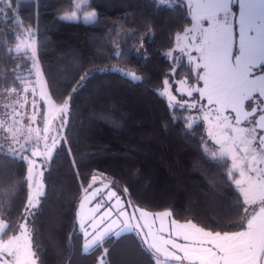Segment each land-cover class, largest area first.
Segmentation results:
<instances>
[{
  "label": "trees",
  "instance_id": "obj_1",
  "mask_svg": "<svg viewBox=\"0 0 264 264\" xmlns=\"http://www.w3.org/2000/svg\"><path fill=\"white\" fill-rule=\"evenodd\" d=\"M10 1L18 20L0 21V86L18 89L28 77L27 54L15 50L17 29L35 28L48 93L57 104L68 100V120L46 162L43 195L26 216L28 163L0 149L2 239L25 220L42 264H97L104 248L106 264H156L135 229L82 250L76 207L94 174L136 209L168 210L177 221L215 232L245 227V203L229 159L214 154L201 120L187 125L189 110L161 93L165 80L174 86L194 76L184 56L167 55L177 34L192 24L185 0H94L86 8L98 16L88 22L60 19L73 0ZM92 69L104 71L81 83Z\"/></svg>",
  "mask_w": 264,
  "mask_h": 264
},
{
  "label": "snow or ice",
  "instance_id": "obj_2",
  "mask_svg": "<svg viewBox=\"0 0 264 264\" xmlns=\"http://www.w3.org/2000/svg\"><path fill=\"white\" fill-rule=\"evenodd\" d=\"M5 0H0V3H4ZM94 0H76L74 7L76 11H72L70 14H64L60 17L63 20H77L80 18L79 10L84 7L91 6ZM238 3L239 11L238 13L233 11L232 5ZM189 6L193 24L191 27L184 28L182 34L184 39L188 41L184 44L183 47L179 49H174L173 51L183 52L188 63L192 66V71L194 73L193 77L185 78L179 81L180 85H183L182 88H177L176 91L180 96H187L189 99L185 100L181 106H187L191 109H197L203 113V119L209 121H215L214 129L218 130L209 131V136L213 137L216 140L217 144H221L222 148L226 151L235 153L236 146L246 145L248 148H251L253 142L257 140L255 133L257 128L264 130V116L259 117V121L252 127H242L244 121H248L249 117L257 112V109L253 107L250 111L246 108L245 104L242 105L244 115L236 118L230 115H225V111H230L232 113L236 112L234 104L230 102V98L227 93L223 92L220 86V77L222 74H227L233 67L231 58L236 57V52H233V40L235 37H239L241 41L240 48V59L243 57V40L248 35L246 22L248 20L249 10H254L257 5L264 7V0H187ZM3 9H0V12H3ZM98 16L96 11L84 12L83 20L85 22L94 20ZM204 21H207L205 26ZM238 30V35H237ZM177 34V39H179ZM259 35V33H258ZM34 36L29 30V37ZM256 39V37H252ZM28 45L24 49L25 53H28ZM141 49H143V42H141ZM173 51L167 53L169 57H173ZM193 52L196 54L193 55ZM27 59L31 63V68L34 71V74L37 76V81H34L33 84L39 82V76L41 75L40 70L37 66V57L35 50H31L30 55H27ZM262 65V64H261ZM104 71L103 69H92L89 72L85 73L84 76L80 78L82 83L93 72ZM175 68L172 69L174 73ZM246 75V74H245ZM132 79H140L135 73L131 74ZM194 79L196 83H190L189 81ZM259 80L264 81V75L258 77ZM165 84H168L169 81L165 80ZM202 83V86H197ZM33 94H35L36 88L32 89ZM6 91H12L19 95L17 88L6 89ZM23 91L28 92L27 88H24ZM75 91V90H74ZM193 93H198L199 98L193 96ZM46 94L41 92V97L43 98ZM260 97H264V88L259 92ZM27 97H24V99ZM171 100L173 102L179 103L176 96H172ZM206 101V104L202 103ZM47 103V101H45ZM264 103V101H262ZM35 105V101H33ZM68 101H64L62 104L56 105L53 102L52 111L57 113L59 116L60 124L57 125V134H59V129L63 127L66 123L65 118L60 113L67 111ZM264 110V109H262ZM20 115H23L22 113ZM57 116H53L52 119L56 120ZM46 126L43 128L45 134L49 133L50 129L47 126L48 118L47 114L44 116ZM35 121V116L29 117V123ZM3 121H0V127L3 126ZM7 131L12 132L10 139L12 143L19 144L17 135L13 132L12 128L7 129ZM27 131H32L29 127ZM43 139L45 141V153L38 151V147H34L31 151V156L45 158L47 155H50L51 149L47 147V141L50 139L48 135L43 137L39 136V131H37V139L33 142L35 146L39 145V141ZM229 141L231 144L229 145ZM259 145L261 149H264V135L259 136ZM28 141H25V144H20V151H26V144ZM58 142L55 139H52V147H55ZM248 148L245 149L247 152ZM256 149H252L254 153L250 162L244 165V168L247 170V173H254V176H248L246 181L240 179L235 180V184L239 186V192L244 196V203H256L257 199L261 206L264 207V168L254 167L253 165L264 163V151H261L259 155L261 156L260 160H257ZM235 161V155L232 157ZM25 160H29L28 157H23ZM36 164L35 160H29L28 172H29V183H28V203L25 205L23 215H27L30 208L34 207L33 200L38 199L42 192L41 181L38 177L34 176L33 169ZM233 167H236L234 163ZM43 173L41 172L40 175ZM245 171H240V175L245 176ZM95 176L92 177V180L95 181ZM247 184V186H245ZM260 186L261 191L256 193L254 191L255 185ZM35 185V187H33ZM92 187L91 184L84 189L85 193L89 192V189ZM99 193V189H97ZM115 199V205L107 206L104 208V211L99 212V208L103 205H97L96 208H93L91 211L93 215L89 217L87 223H81V228L83 229L84 248L88 249L98 243H102L104 237L114 230V225H116V220L111 219L114 215L117 219L126 217V219L121 220V225H116L120 227V231H129L133 229H138L140 231L143 228L140 226L139 222L133 225L131 223L132 218L135 216L137 211L136 206L133 204L131 213L128 212V203L122 204L120 197L116 192L108 193V200L111 201ZM88 200V197L85 196L81 201L80 206H84V202ZM130 203V202H129ZM140 216L137 220H142L146 216L154 215L159 217L161 221L165 217L171 215L170 212H157L149 213L145 209H138ZM172 224L179 225L175 230V237L182 238L187 243H178L177 239H173L170 234L167 237L153 236L151 231L144 233L142 240L147 245V247L152 250L153 255L156 259V264H165L169 259L177 261V264H219V261H227L229 257L237 258L240 253L237 252L236 244L232 239L229 238L230 235H244V233H222V232H212L206 231L204 228L197 226L196 224L188 221L185 224H179L178 221L173 220ZM144 227V226H143ZM91 229V231H89ZM158 231H163V226ZM120 232L117 231L116 235H119ZM158 241H163L161 245ZM211 245V246H208ZM223 252L226 255L221 256L219 252ZM179 251L183 253L182 256H177L176 252ZM108 252L107 248H104L101 252V255L98 257L97 264H106L105 256ZM246 255L244 256L245 260L251 261V264H260L261 262V253L258 249H254L252 246H246L244 249ZM9 255L13 257L12 261L3 262L0 261V264H42L39 259V256L36 252L32 250V244L30 241V236L27 233L25 225L20 226V234L14 235L12 239L0 241V256ZM163 256L164 260L162 261L160 257Z\"/></svg>",
  "mask_w": 264,
  "mask_h": 264
},
{
  "label": "rangeland",
  "instance_id": "obj_3",
  "mask_svg": "<svg viewBox=\"0 0 264 264\" xmlns=\"http://www.w3.org/2000/svg\"><path fill=\"white\" fill-rule=\"evenodd\" d=\"M164 2H168L170 0H162ZM76 3V0H73V7L71 10L62 12L60 14V17L64 14H70L72 11H76V8L74 7V4ZM0 9H3V12H0V21L6 20L8 17H13L15 20H18V18L15 15L14 6L12 5L10 0H5L4 3H0ZM95 11L94 9H87L84 7L83 9L79 10V16L80 18L77 20H83V13L84 12H90ZM207 24H205L206 26ZM29 30L34 33V36L31 38L29 37ZM17 35H18V41L15 46L16 51H24L26 46L30 45L27 55H30L31 50H35L36 52V30L32 27H26V26H20L17 29ZM182 35V34H181ZM176 42V45H174V49H179L178 43H180V37ZM252 37H256V39H252ZM237 39V40H236ZM176 40V38H175ZM233 43L235 44L233 46V52H236V57L231 58V62L233 63L234 67L227 73L222 74L220 77V86L223 92L227 93L228 97L230 98V102L234 104L236 108V112L232 113L230 111H225V115H230L232 117L236 116L237 119L239 117L244 115L242 105L245 104L246 108L250 111L253 107L257 109V112L254 113L252 116L249 117L248 121H244L241 125L242 127H252L256 124L257 121H259V117L262 115L264 116V97H260L259 92L262 88H264V81H261L258 79L259 76L264 75V45L261 43L260 34H248L244 40H243V52L244 55L242 58L237 59L240 57V48H241V41L239 37L234 38ZM171 49L170 51H173L174 49ZM169 51V52H170ZM180 51H173V57H169L170 59H177L181 55L178 53ZM183 53V52H180ZM196 53L193 52V55ZM37 57V54H36ZM262 64V65H261ZM31 65V63H30ZM37 66L40 70L41 75L39 76V82L36 84H33L34 81H37V76L34 74V71L31 67L29 71L28 77L24 78L22 80V86L18 88L19 95L12 91H6V89H3L0 86V121H3V126L0 127V149H3L7 152L16 153L20 155L21 157H28L29 160H35L36 164L33 169L34 176L38 177L41 181L42 185V192L44 191V169L46 162L50 159L54 149L63 137V132L68 120V107L67 111L64 113H60V115H63L65 118V125L59 129V134H57V125L60 124L59 116H57L56 112L52 111L53 108V100L51 99L45 80L43 78L40 64L37 58ZM127 74L131 75L132 71L125 69L124 70ZM246 74V75H245ZM185 79V78H183ZM180 79V80H183ZM180 80H175L176 84L173 86V84L169 81L168 84H165L164 88L161 89V93L167 98L169 103L171 105H178L181 106L185 100H188L189 98L185 96H180V94L176 91L177 88L184 87L183 85L179 84ZM190 82V81H189ZM190 83H196L194 80ZM197 86H202V83L198 84ZM35 87L36 91L35 94L32 92V88ZM27 88L28 92H24L23 89ZM11 89V88H9ZM41 92L45 93L46 95L42 98ZM172 96H176L177 101L179 103L173 102L171 100ZM193 96L197 99L199 98L198 93H193ZM24 97H27L24 99ZM33 101H35V105H33ZM47 101V103H45ZM68 101V100H67ZM202 103L206 104V101H203ZM56 105H59L55 103ZM187 108L189 111L186 114V120L187 125H191L192 123L196 122L197 120H201L204 124L205 132L208 137V140L211 141V143L215 146L214 154L217 156H225L230 161L231 171L235 173V180L240 179L242 181H246L248 176H254V173H247V170L244 168V165L251 161L252 155L254 154L252 152V149H256V156L257 160L261 159V156L259 153L261 151H264V149L260 148L259 145V136L264 135V130H261L257 128V132L255 133L257 140L253 142L251 145V148H248L246 145H238L236 146L235 153L226 151L222 148L221 144H217L216 140L213 137L209 136V131H217L214 129L215 121H212L211 123L209 121H206L203 119V113L200 112L197 109H191L187 106H182ZM23 115H20V114ZM47 114L48 122L47 126L49 127L50 131L49 133L45 134L42 130L46 126V122L44 120V116ZM35 116V121L29 123V117ZM57 116L56 120H53L52 117ZM31 128L32 131H27L28 128ZM12 128L13 132L16 133L17 139L19 140V144L12 143L10 139H6V137H10L12 135V132L7 131V129ZM37 131H39V136L43 137L45 135H48L50 139L47 141V147L51 149L50 155H47L45 158L41 157H33L31 156V151L34 147H38V151L41 153H45V141L41 139L39 141V145L35 146L34 141L37 139ZM52 139H55L58 143L55 147H52ZM25 141H28L26 144V151L21 152L20 151V144H25ZM231 142L229 141V145ZM248 148L247 152L245 149ZM235 155L236 159L233 160V156ZM29 160H26L29 166ZM234 163L236 164V167H233ZM254 167L258 166L261 168H264V163L261 164H254ZM245 171V176L240 175V171ZM43 173L40 175V173ZM95 181L90 180L89 184L92 185V187L89 189L88 193L81 194L77 207H76V223L78 230L83 235V229L81 228V223H87L89 217L93 215V212L91 211L93 208H96L97 205H103V207L99 208V212L104 211V208L107 206L115 205V199L113 198L111 201L108 200V193L110 192H116L118 196L121 199L122 204L127 203V199L123 197V195L117 190L111 183L102 175L100 174H94ZM92 176V177H93ZM27 180L29 183V172L27 171ZM88 184V185H89ZM87 185V187H88ZM247 186V184H245ZM35 187V185H33ZM86 187V188H87ZM237 189L239 190V186H237ZM97 189H99V193H97ZM254 191L258 193L261 191L260 186L258 184L255 185ZM29 192V188H28ZM242 195V194H241ZM260 195H264V193H261ZM42 196V195H41ZM40 197L38 199L33 200L34 207L30 208L28 213L36 207V205L40 201ZM87 196L88 200L84 202V206L81 207L80 203L84 199V197ZM243 200L245 199L242 195ZM28 203V200H27ZM139 208H137L136 214L139 217L140 213L138 211ZM246 209V224L243 229H240L235 232H224L229 234H236V233H244V235H230L229 238L233 240V242L236 244V251L240 253L239 257L232 258L229 257L227 261L221 260L219 261V264H251V261L245 260L244 256L246 253L244 252V249L246 246H252L254 249H258L261 253V262L260 264H264V207L261 206V203H259L258 199L256 203H248L245 204ZM146 211V210H145ZM169 212L168 210L164 211H158V212ZM129 212V208H128ZM149 213H157V212H150ZM126 217L117 219L114 215H112L111 219L116 220V225H121V220L126 219ZM175 220L171 215L168 217H165L163 221L159 217H155L154 215L146 216L144 219L140 220L141 225L145 231V233L151 231L153 236L160 237L164 236L167 237L170 234L173 236V239H177L178 243H187L182 238L175 237V230L178 228L179 225H173L172 221ZM177 221V220H175ZM179 224H185L188 221H178ZM192 222V221H191ZM28 221L22 220L19 223V229L17 230L16 234H20V226L23 224L25 225L27 229L28 235L30 234V229L28 227ZM194 223V222H192ZM196 224V223H194ZM114 225V230L112 232H109L104 239L109 235H116V232L119 231L120 234L126 231H120V227H117ZM199 226L198 224H196ZM6 226L5 222L0 220V241H6L9 239H12L14 235L2 239L1 233ZM161 226H163V231H158L161 229ZM200 227V226H199ZM206 230V229H205ZM91 231V229H89ZM130 231V230H129ZM209 231V230H206ZM215 232V231H212ZM223 233V232H222ZM30 236V235H29ZM84 236L82 241V250L85 252L90 251L93 247L97 245H101L102 243H98L92 247H89L88 249L84 248ZM31 241V238H30ZM161 245H163V241H158ZM32 244V241H31ZM211 246V245H208ZM33 250V249H32ZM219 252V250H217ZM221 256L226 255L223 252H219ZM9 261L13 260V257L5 254ZM177 256H182L183 253L177 251ZM160 259L163 261V256L160 257ZM156 260V259H155ZM0 261H3L0 259ZM5 262V261H3ZM165 264H177V261L173 259H169L165 262ZM187 264V262H185Z\"/></svg>",
  "mask_w": 264,
  "mask_h": 264
},
{
  "label": "crops",
  "instance_id": "obj_4",
  "mask_svg": "<svg viewBox=\"0 0 264 264\" xmlns=\"http://www.w3.org/2000/svg\"><path fill=\"white\" fill-rule=\"evenodd\" d=\"M185 1L187 3V0H185ZM187 6H188V4H187ZM188 8H189V6H188ZM232 8H233L234 12L238 13V11H239L238 3H234L232 5ZM189 11H190V9H189ZM190 14H191V12H190ZM192 24H193V20H192ZM192 24L189 27H191ZM204 24H207V21H204ZM246 28H247L248 34H256L257 35L259 33L260 34V38H261V43H262V45H264V7L257 5L254 10H249L248 20L246 22ZM179 34L181 35L182 32L179 33ZM237 35H238V30H237ZM180 39L181 40H180V43H178V46L179 47H183L184 44H186L188 41H186L184 39L183 34L181 35ZM177 40L178 39H177V36H176V40H175V44L174 45H176ZM178 53L181 56H184L186 58V60H187V57H186V55L184 53H180V52H178Z\"/></svg>",
  "mask_w": 264,
  "mask_h": 264
},
{
  "label": "water",
  "instance_id": "obj_5",
  "mask_svg": "<svg viewBox=\"0 0 264 264\" xmlns=\"http://www.w3.org/2000/svg\"><path fill=\"white\" fill-rule=\"evenodd\" d=\"M129 200H127V203H128V208H129V213H131L132 211H133V209H132V203L130 202ZM137 218H138V216H137V214H136V212H135V216L132 218V220H131V223L133 224V225H135V224H137V222H139V224H141V222H140V220L138 221L137 220ZM141 227H142V225H140ZM143 228V227H142ZM138 233H139V235H140V237H141V239H142V236L144 235V233H145V231H144V229L142 230V231H140V230H138V229H135ZM143 241V240H142ZM143 243H144V241H143ZM144 245L147 247V245L144 243ZM148 248V247H147ZM149 249V248H148ZM150 250V249H149ZM0 259H2L3 261H5V262H9V259H8V257L6 256V255H3V256H0Z\"/></svg>",
  "mask_w": 264,
  "mask_h": 264
}]
</instances>
